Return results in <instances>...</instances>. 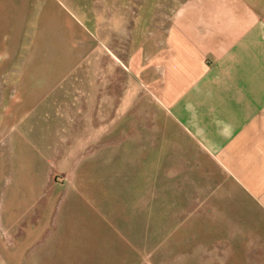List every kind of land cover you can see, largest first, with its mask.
<instances>
[{"label": "crops", "instance_id": "1", "mask_svg": "<svg viewBox=\"0 0 264 264\" xmlns=\"http://www.w3.org/2000/svg\"><path fill=\"white\" fill-rule=\"evenodd\" d=\"M171 1L104 0L98 26L119 90L108 71L96 90L46 60L32 70L26 40L16 44L14 68L0 71L3 264H143L145 208L156 264H264V0ZM14 4L0 0L3 23ZM53 18L40 9L44 59L47 32L75 47L78 32L92 41L99 30L94 18ZM145 100L146 151L138 114L128 131ZM160 208L172 211L162 243Z\"/></svg>", "mask_w": 264, "mask_h": 264}, {"label": "rangeland", "instance_id": "2", "mask_svg": "<svg viewBox=\"0 0 264 264\" xmlns=\"http://www.w3.org/2000/svg\"><path fill=\"white\" fill-rule=\"evenodd\" d=\"M181 0H175L174 4L177 5ZM14 5H9V12L11 13L10 18L4 20V23L0 19V71H8L14 68L12 57L14 56L16 44L21 43L24 39L29 47L26 49V55L32 70H39L40 61L44 62L46 60L47 66L46 70L49 73L64 74L68 72H74L77 74L85 75L86 77H91V80L88 81L89 87H92L96 90H99L104 87L102 84V77L104 71L111 72L113 77L112 88L119 90L121 82L119 81V73L122 71L120 64L115 61V58H112V61L107 62L108 51L102 46L103 43V29H99L98 21L103 17V3L104 0H14ZM161 10L165 11V8H168L169 5L172 6L173 1L160 0ZM168 3H170L168 5ZM97 4V6L95 5ZM163 4L165 6H163ZM16 5V6H15ZM46 8L48 10V16L51 14L57 15L59 18L51 19L55 22L61 23L62 21L76 24L80 23L86 25L89 28H93V18L95 19V24L97 32H94V37L92 36V41L87 40L82 36V31L78 32L76 35L80 40L79 46H70L71 42L67 41L65 38L55 35L54 31L47 32V54L44 59L43 54H39V20H40V9ZM94 15V17H92ZM49 19V24H51ZM53 21V22H54ZM149 20H147L144 25H149ZM9 25V26H8ZM16 29H25L24 31H17ZM74 35L76 32H73ZM141 37L146 36V30L139 31ZM10 52V54H6ZM10 55L11 58L8 57ZM135 80V77L132 76ZM99 78V79H98ZM132 78L127 76V88H128V106L131 103V99L134 91L137 89L136 83ZM92 83V84H91ZM118 93V92H117ZM130 109V107H129ZM116 116L125 115L124 112H117ZM138 114V123L143 124V138H144V150L150 149L151 144L148 143L151 141V102L148 100L144 102L143 111H138L134 109L133 111L128 112V121L129 127L128 131H134L135 133V124L136 116ZM160 114L156 112V119L165 120L164 117L159 118ZM140 118L141 121H140ZM131 123L133 127L131 128ZM168 193L161 192L160 197ZM171 210V209H169ZM168 208H160V217L155 216V221L158 224V236L161 237L159 243L163 242V237H166L167 226H168V217L169 211ZM181 210V209H177ZM152 209L149 208L144 212V221H145V235H144V256L143 264H156V259L159 261V258L162 259V254L159 256L156 253V259L153 256V244L155 248V243L157 242L156 238L152 237ZM149 227L147 230L146 228ZM153 231H155V224L153 226ZM157 249V248H156ZM139 250V249H138ZM162 252L161 249L159 253ZM23 257H16L13 264H22L21 260ZM1 263L3 264V258ZM21 261V262H20ZM6 262V261H5Z\"/></svg>", "mask_w": 264, "mask_h": 264}]
</instances>
